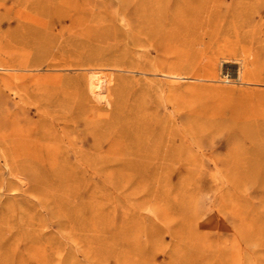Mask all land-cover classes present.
I'll use <instances>...</instances> for the list:
<instances>
[{
    "label": "rangeland",
    "instance_id": "rangeland-1",
    "mask_svg": "<svg viewBox=\"0 0 264 264\" xmlns=\"http://www.w3.org/2000/svg\"><path fill=\"white\" fill-rule=\"evenodd\" d=\"M0 264H264V0H0Z\"/></svg>",
    "mask_w": 264,
    "mask_h": 264
},
{
    "label": "bare ground",
    "instance_id": "bare-ground-1",
    "mask_svg": "<svg viewBox=\"0 0 264 264\" xmlns=\"http://www.w3.org/2000/svg\"><path fill=\"white\" fill-rule=\"evenodd\" d=\"M215 69H216V68H215ZM215 71H216V70H215ZM227 73H228V71H226V74H227ZM168 76H170V77H175L173 74H169V73H168ZM203 76H204V75H202L201 77H203ZM210 76H211V75H210ZM206 78H207V77H206ZM96 85H97V84H96ZM96 85H95V86H96Z\"/></svg>",
    "mask_w": 264,
    "mask_h": 264
}]
</instances>
